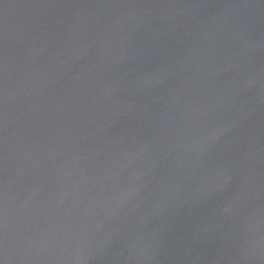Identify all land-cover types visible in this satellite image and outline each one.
Wrapping results in <instances>:
<instances>
[{
	"label": "water",
	"instance_id": "1",
	"mask_svg": "<svg viewBox=\"0 0 264 264\" xmlns=\"http://www.w3.org/2000/svg\"><path fill=\"white\" fill-rule=\"evenodd\" d=\"M0 264H264V0H0Z\"/></svg>",
	"mask_w": 264,
	"mask_h": 264
}]
</instances>
